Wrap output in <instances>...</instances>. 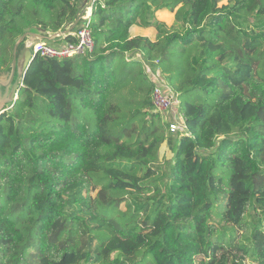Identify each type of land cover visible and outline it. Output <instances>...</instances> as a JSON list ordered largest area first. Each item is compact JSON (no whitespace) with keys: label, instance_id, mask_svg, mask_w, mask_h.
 <instances>
[{"label":"trees","instance_id":"16d2710c","mask_svg":"<svg viewBox=\"0 0 264 264\" xmlns=\"http://www.w3.org/2000/svg\"><path fill=\"white\" fill-rule=\"evenodd\" d=\"M86 3L0 0V79L23 34ZM91 32L85 55L33 56L0 114V264H264V0H99ZM146 64L178 96V137Z\"/></svg>","mask_w":264,"mask_h":264},{"label":"built area","instance_id":"2783aa9c","mask_svg":"<svg viewBox=\"0 0 264 264\" xmlns=\"http://www.w3.org/2000/svg\"><path fill=\"white\" fill-rule=\"evenodd\" d=\"M99 0H90L88 5H86L83 14L81 16V25L78 29H74L68 34H72L76 40L66 41L64 43H50L39 39L37 42L33 43L32 56L40 54L41 56L55 57L58 59H65L72 57L74 55H85L93 50L94 40L91 32V14L94 4ZM62 35V34H57ZM66 34H63V37ZM153 78V76L151 75ZM155 82V81H154ZM153 104L156 111L161 113L167 112L174 107V105L179 104V99L177 94L173 93L167 95L161 86L157 84L154 87L152 94ZM184 116H179V120L172 119L169 124V130L171 132H178V130L183 127Z\"/></svg>","mask_w":264,"mask_h":264},{"label":"crops","instance_id":"0c3cea01","mask_svg":"<svg viewBox=\"0 0 264 264\" xmlns=\"http://www.w3.org/2000/svg\"><path fill=\"white\" fill-rule=\"evenodd\" d=\"M90 2V0H87V3L82 7V9H81V13H83L82 11H84V9H85V7H86V5H88V3ZM164 14H166V15H169V16H171L174 20H175V13L174 12H171V11H169V10H167V9H162V10H159V11H157V13H156V15H157V18L158 19H160L161 21H163L164 19L161 17V15H164ZM164 22V21H163ZM72 26V25H71ZM71 26H67V29H69ZM169 26V25H168ZM171 26V25H170ZM66 29V30H67ZM75 29V28H74ZM73 29V30H74ZM72 30V31H73ZM64 31V30H63ZM27 32H30L31 34H27V36L25 37V44H24V46H27L28 48H30L31 49V52H32V48H31V46H32V44L33 43H35L37 40H39V39H43L44 41H47V42H54V43H64V42H66V40L64 39V37H63V34H65V33H62V31H58V32H52V31H49V30H45V29H41V28H33V29H31V30H29V31H27ZM57 34H62V35H57ZM130 34H131V36L132 37H134V36H147V37H149L150 39H152V40H156V37H157V29H156V27H154V26H150V27H141V26H137V25H134V26H132L131 27V29H130ZM23 46V47H24ZM22 47V48H23ZM21 48V49H22ZM21 49L17 52V58H18V56H19V61H20V66H21V68L23 67V64H24V58H23V56L21 55ZM19 54V55H18ZM17 63H18V59H17ZM19 65H17L16 66V71H17V67L19 66ZM23 74H24V71L22 70V72H21V75H20V77H19V79H18V85H19V83H21V80H22V76H23ZM15 75H16V73H15ZM157 76L154 74V76H153V80L155 81V83H157L156 82V78ZM10 78V77H9ZM158 79H159V77H158ZM162 82H161V81ZM160 80H159V84H161V86H162V88L164 89V92L166 93V94H173L174 92H173V90L168 86V82H167V76L164 74V75H162L161 77H160ZM16 82V83H17ZM15 83V84H16ZM14 84V79L12 80V82L11 83H9V79H6V77L3 75V76H1V79H0V86H3V87H6V86H8V90H6L5 88H3V89H0V110H3L4 108H5V102L3 101V96H4V92L3 91H5L6 93L8 92L9 93V91H10V89H9V87L10 86H12ZM14 84V85H15ZM1 93H2V95H1ZM172 111H167V113H166V115L165 116H172V117H170V118H172V119H174L175 120V118H176V116H180L181 115V112H180V110H179V104H177L176 105V107H173L172 109H171ZM170 113V114H169Z\"/></svg>","mask_w":264,"mask_h":264},{"label":"rangeland","instance_id":"374dc122","mask_svg":"<svg viewBox=\"0 0 264 264\" xmlns=\"http://www.w3.org/2000/svg\"><path fill=\"white\" fill-rule=\"evenodd\" d=\"M156 17H157V15H156ZM161 17L164 19L163 21L167 24V25H176V26H179V24L177 23V22H175V20L171 17V16H169V15H166V14H164V15H161ZM158 19V18H157ZM158 20H160V19H158ZM161 21V20H160ZM29 50L31 51V49L29 48ZM19 55V54H18ZM18 63H17V65H19L20 64V61H19V56H18ZM13 62V61H12ZM146 66V69H147V71H148V73L150 74V75H152V76H154V74L157 76L156 78V82H157V84H158V82H159V80H160V77L162 76V75H164L163 73H162V71L160 70V69H157V70H154L155 69V67L153 66V65H151V64H146L145 65ZM21 72H22V68H21V66L19 65L18 67H17V71H16V77H15V79H14V84L18 81V79H19V77H20V75H21ZM3 76V75H2ZM158 77H159V79H158ZM161 81V80H160ZM162 82V81H161ZM14 84L12 85V86H10L9 87V89H10V91H9V93L7 92H5V91H3L5 94H4V96H3V101L5 102L4 104L7 106V105H9L12 101H13V99H12V97H13V94H14ZM21 84H22V82H21ZM3 88H5L6 90H8V86H6V87H3V86H0V89H3ZM19 91V90H18ZM163 91H164V89H163ZM1 95H2V93H1ZM174 107H176V105H174ZM154 110L156 111V109L154 108ZM170 111H172L171 109H170ZM159 112V111H158ZM160 114H161V117H162V120H163V122H165L166 124H167V128H169V124L171 123V121H172V116H165L166 115V113L167 112H164V113H161V112H159ZM170 114V113H169ZM170 117H172V118H170ZM175 119H177V121L179 120V116H176V118ZM174 134V136L175 137H178V132H174L173 133ZM173 152L170 150V148L168 147V145H167V143L166 142H164V143H162V145H161V147H160V151H159V157H160V159H159V161L161 162V163H165L166 161H171L172 160V158H173ZM96 193V192H95ZM122 207L123 208H125V204L123 203L122 204ZM248 264H254L253 262H248Z\"/></svg>","mask_w":264,"mask_h":264},{"label":"water","instance_id":"95a60500","mask_svg":"<svg viewBox=\"0 0 264 264\" xmlns=\"http://www.w3.org/2000/svg\"><path fill=\"white\" fill-rule=\"evenodd\" d=\"M83 12V11H82ZM83 13H80V15L78 16V18L75 20V22L72 24V26L67 29V30H64L62 31V33H65V34H68L70 33L75 27L76 25L78 24L79 20L81 19V16H82ZM27 34H31L30 32H26L25 34H23L19 40L17 41V43L15 44V47H14V51H13V62H12V69H11V74H10V78H9V83L12 82V80L14 79V76H15V73H16V66H17V52H18V47L19 45L21 44V42L24 40V38L27 36ZM21 55L23 56L24 58V64H23V67H22V70L24 71V73L26 72V70L29 68L30 66V63L33 59V56H32V52L29 50V48L27 46H24L22 49H21ZM21 84V83H20ZM22 85V84H21ZM18 82L14 85V94H13V97L12 99H16L17 96H18ZM4 111L3 110H0V114Z\"/></svg>","mask_w":264,"mask_h":264}]
</instances>
